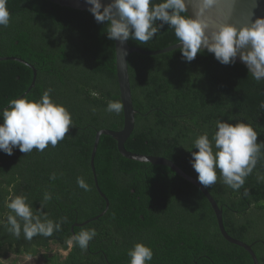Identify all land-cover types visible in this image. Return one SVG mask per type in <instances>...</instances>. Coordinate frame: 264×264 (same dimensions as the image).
<instances>
[{"label":"trees","instance_id":"obj_1","mask_svg":"<svg viewBox=\"0 0 264 264\" xmlns=\"http://www.w3.org/2000/svg\"><path fill=\"white\" fill-rule=\"evenodd\" d=\"M7 8L10 23L0 26V58L33 65L37 79L24 97L38 100L51 89V98L70 112L72 126L43 152H0V256L15 255V264L24 256L40 258L42 264H130L128 251L143 243L153 250L147 264H253L246 250L223 238L213 208L196 186L166 166L125 158L116 140L106 135L100 138L95 167L109 209L98 220L75 226L106 206L90 166L96 133L124 126L123 107L118 114L106 110L110 101L122 104L115 41L107 38V25L96 23L88 11L47 0H7ZM129 43L155 51L178 41L165 25L146 44ZM128 65L138 112L125 144L128 151L170 159L197 179L190 151H198L194 140L199 135L207 133L212 140L216 121L250 124L258 142L264 141V81L253 80L244 65H222L206 51L185 62L178 49L155 56L133 53ZM33 76L23 63L0 61V111L27 92ZM53 173L55 180L50 179ZM217 177L207 189L223 210L226 231L252 245L264 264V148L239 190L224 184L219 171ZM78 178L87 191L78 186ZM46 191L52 199L44 202ZM16 195L26 196L34 212L43 206L48 219L64 218L60 230L30 241L23 232L19 238L13 235L7 216L14 213L7 202ZM91 229L97 235L87 249L68 243L74 234ZM53 245L60 250L53 251Z\"/></svg>","mask_w":264,"mask_h":264},{"label":"clouds","instance_id":"obj_2","mask_svg":"<svg viewBox=\"0 0 264 264\" xmlns=\"http://www.w3.org/2000/svg\"><path fill=\"white\" fill-rule=\"evenodd\" d=\"M251 5V18L247 24L233 23L241 0H85L87 11L98 24L107 25V38L125 44L128 40L141 44L153 40L165 25L174 31L178 50L185 62L193 61L198 53L212 54L222 65L244 64L256 82L264 81V16H256L259 0H247ZM10 23L7 0H0V26ZM51 89L43 92L38 100L27 97L11 99L8 107L0 111V152L11 156L14 150L30 153L33 149L43 152L49 145L55 147L65 138L72 126L70 112L51 98ZM260 107L264 109V103ZM108 112L119 113L122 104L110 101ZM258 133L250 124L216 121L212 140L208 134L199 135L190 151V164L197 173V181L204 188L217 182V171L223 183L239 190L251 174L264 148L258 142ZM214 142V143H213ZM50 179L55 180L53 173ZM77 184L85 191L88 185L83 178ZM52 199L44 193L43 201ZM14 213L7 216L8 230L17 238L32 240L37 235L51 237L59 231L64 218L55 222L48 219L43 206L33 211L24 195H16L7 202ZM97 235L95 229L81 230L68 243L75 242L87 249ZM130 264H147L153 250L143 243H136L128 251Z\"/></svg>","mask_w":264,"mask_h":264},{"label":"water","instance_id":"obj_3","mask_svg":"<svg viewBox=\"0 0 264 264\" xmlns=\"http://www.w3.org/2000/svg\"><path fill=\"white\" fill-rule=\"evenodd\" d=\"M47 1L57 4L59 6H62V7H67V8H71L74 10H80V11H87V8L89 7L85 3V0H47ZM103 2L107 3L108 0H103ZM255 14L256 16H264V0H259L258 6L255 8ZM250 18H251V5L247 2V0H241V3L237 6V10L233 17V23H236L238 25L247 24L250 21ZM177 49H178L177 44H174V45H171L161 50L148 51V50H144L141 48L131 46L129 43V40L125 42V44L123 45H120L119 42L115 41L117 78H118L121 102H122V107H123V112H124V126H123V129L120 131L104 129L96 133L92 152H91V157H90V166L93 172L96 189L98 193L100 194V196L105 200L106 206L103 212L99 214L98 216L82 224L76 223L75 226L80 227L92 221H96L102 216H104L109 209L110 202L107 196L102 192L99 186V182H98V178L96 174V167H95V157L97 154L100 138L102 135H106L116 140L118 144V150L120 154L124 156L125 158L133 160V161L141 162V163H150L153 165L166 166L170 168L171 170H173L180 177H182L186 181L196 186L203 193V195L206 197L211 207L213 208L216 218H217L218 227H219V230L223 238L229 243L237 245L243 248L244 250H246L250 254L253 260V264H259L258 258L252 249V245L246 244L238 239H235L228 234L224 226L222 208L219 207L218 203L216 202L212 194L208 191V189L204 188L198 183L197 179L187 174L176 163H174L170 159L159 157V156H150V155H142L138 153H133V152L128 151L125 148V144L127 140L131 137V135L134 132L135 124H136V115L138 113L133 103V95H132L129 65H128L129 56L133 53H138V54L146 55V56H155V55L165 54V53L177 50ZM4 60L18 61L20 63H23L29 66L33 70L34 72L33 81H32L30 88L27 90V92L21 96V97H24L35 86V82L37 79L36 69L34 68L33 65H31L30 63H28L27 61L21 58H17V57L0 58V61H4ZM237 63L242 64L241 62H239V60H237Z\"/></svg>","mask_w":264,"mask_h":264},{"label":"rangeland","instance_id":"obj_4","mask_svg":"<svg viewBox=\"0 0 264 264\" xmlns=\"http://www.w3.org/2000/svg\"><path fill=\"white\" fill-rule=\"evenodd\" d=\"M52 249L53 251H58L60 250L59 248H57V246L53 245L52 246ZM64 255H66L68 252L67 251H61ZM17 258L15 255L13 254H9V257L8 256H5V255H2L0 256V264H8V261L11 263V264H15V263H12V261ZM10 259V260H9ZM16 264H42V261L40 258L38 259H33V258H30V257H19V259L17 260V263Z\"/></svg>","mask_w":264,"mask_h":264}]
</instances>
